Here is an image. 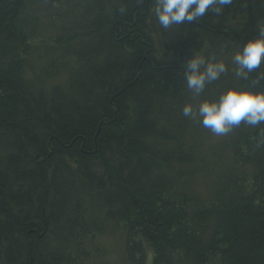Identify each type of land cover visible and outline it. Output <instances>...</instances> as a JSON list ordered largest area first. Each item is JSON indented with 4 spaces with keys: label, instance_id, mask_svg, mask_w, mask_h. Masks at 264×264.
<instances>
[{
    "label": "trees",
    "instance_id": "16d2710c",
    "mask_svg": "<svg viewBox=\"0 0 264 264\" xmlns=\"http://www.w3.org/2000/svg\"><path fill=\"white\" fill-rule=\"evenodd\" d=\"M155 2L0 0V264H101L109 224L125 264H264V123L206 147L182 113L264 90L233 63L264 0L168 29ZM192 54L227 68L199 96Z\"/></svg>",
    "mask_w": 264,
    "mask_h": 264
},
{
    "label": "clouds",
    "instance_id": "9594fccd",
    "mask_svg": "<svg viewBox=\"0 0 264 264\" xmlns=\"http://www.w3.org/2000/svg\"><path fill=\"white\" fill-rule=\"evenodd\" d=\"M232 0H156L154 12L162 28L191 23L204 16L211 8L220 14ZM264 60V27L247 39L233 55L236 75L247 79V74L260 68ZM227 71L223 61H206L192 54L185 65V80L189 90L199 96L206 83L216 81ZM264 79V74L256 81ZM185 117L199 118L202 125L216 136L227 135L242 122L256 126L264 123V90L233 85L225 89L216 100H204L194 111L191 104L182 109Z\"/></svg>",
    "mask_w": 264,
    "mask_h": 264
},
{
    "label": "rangeland",
    "instance_id": "374dc122",
    "mask_svg": "<svg viewBox=\"0 0 264 264\" xmlns=\"http://www.w3.org/2000/svg\"><path fill=\"white\" fill-rule=\"evenodd\" d=\"M208 130V135L206 136L208 139L207 141L210 142H203L206 147H211L215 145L217 142H211L213 140H216L218 138H222L223 136H216L214 135L209 129ZM196 186L198 189L201 191H204L207 187V182L202 178H198L196 181ZM113 224H109L107 226L106 232L108 234L102 236V241L104 243V248H105V253L103 254V263L101 264H125L124 259H125V240L122 231L118 230L117 232H113L114 229ZM101 261H99L98 264H100ZM146 264H151L149 261V257L146 260Z\"/></svg>",
    "mask_w": 264,
    "mask_h": 264
},
{
    "label": "water",
    "instance_id": "95a60500",
    "mask_svg": "<svg viewBox=\"0 0 264 264\" xmlns=\"http://www.w3.org/2000/svg\"><path fill=\"white\" fill-rule=\"evenodd\" d=\"M98 131H99V129H98Z\"/></svg>",
    "mask_w": 264,
    "mask_h": 264
}]
</instances>
